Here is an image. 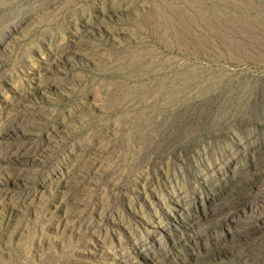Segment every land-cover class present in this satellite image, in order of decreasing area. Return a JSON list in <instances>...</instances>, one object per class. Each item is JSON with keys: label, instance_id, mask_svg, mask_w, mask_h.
Masks as SVG:
<instances>
[{"label": "rangeland", "instance_id": "374dc122", "mask_svg": "<svg viewBox=\"0 0 264 264\" xmlns=\"http://www.w3.org/2000/svg\"><path fill=\"white\" fill-rule=\"evenodd\" d=\"M0 264H264V0H0Z\"/></svg>", "mask_w": 264, "mask_h": 264}, {"label": "bare ground", "instance_id": "6f19581e", "mask_svg": "<svg viewBox=\"0 0 264 264\" xmlns=\"http://www.w3.org/2000/svg\"><path fill=\"white\" fill-rule=\"evenodd\" d=\"M239 161H240V160H239ZM232 162H233V161H232ZM230 163H231V162H230ZM247 163H248V162H247ZM225 164H226V162H225ZM234 164H236V163H234ZM222 165H223V164H222ZM222 165H221V166H222ZM227 165H228V164H226V166H227ZM246 165H248V164H246ZM252 165H254V164H252ZM221 166H220V168H221ZM235 166H236V165H235ZM235 166H234V167H235ZM216 167H217V166H216ZM214 169H215V168H214ZM218 169H219V168H217V170H218ZM230 169H231V168H230ZM230 169H229V170H230ZM234 169H236V168H233V170H234ZM213 173H214V171H213ZM231 173H232V172H231ZM236 173H237V172H236ZM221 174H222V173H221ZM235 175H236V174H235ZM237 175H238V174H237ZM221 176H222V175H221ZM227 177H228V176H227ZM236 177H237V176H236ZM232 178H233V177H232ZM214 179H215V178H214ZM226 179H227V178H226ZM226 179H225V180H226ZM230 179H231V178H230ZM215 180H216V179H215ZM220 180H221V179H220ZM217 182H218V181H217ZM220 182H221V181H220ZM223 184H224V183H223ZM225 184H226V183H225ZM228 186H229V185H228ZM225 188H226V186H225ZM228 188H229V187H228ZM228 188H227V189H228ZM222 189H223V188H222ZM224 190H225V189H224Z\"/></svg>", "mask_w": 264, "mask_h": 264}]
</instances>
